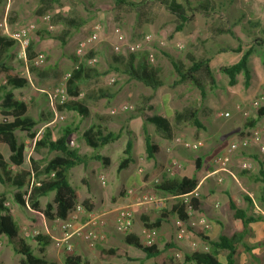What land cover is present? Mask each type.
<instances>
[{
  "label": "crops",
  "instance_id": "obj_1",
  "mask_svg": "<svg viewBox=\"0 0 264 264\" xmlns=\"http://www.w3.org/2000/svg\"><path fill=\"white\" fill-rule=\"evenodd\" d=\"M116 1L117 0H61L58 4H46V6H42V0H0V37L9 38L10 33L18 27L28 23L37 25L36 32L31 36L30 50L28 49L27 51L30 59L32 55L34 56L31 52L32 49L35 55H37L43 53L44 50L46 51L47 47H45V44L50 41H53L55 44L59 43L60 45V41L57 39H48L46 37L38 38V35L47 32V25L42 20L45 15L51 14L50 17L52 16L56 21H58L57 16L63 19L70 18L76 22L84 21V25L76 31H74L72 27L62 24L61 21L55 24L56 32H59L58 36H62V34L67 32V36L64 38L65 46L62 47L60 45L61 49L59 48L58 52L60 62L63 64V70L70 68L71 65L75 63L73 59L75 56V49L78 43L91 33L92 27L97 19H103L105 21L103 23V31L99 34V40L107 42L110 44L111 48L117 41L113 34V29L115 27L120 28L126 41L128 40V36L137 38L140 34L147 35L149 33L154 34V38L156 39L159 37L163 38L167 35L172 36L171 40L167 42L166 49H164L166 51L162 50L156 57V62L152 65L156 69V76L163 82L161 87L155 90L147 87L142 82L133 78L131 73L132 71L138 72L140 70L143 60L146 62L147 46L145 47V52L133 55L134 58L130 61L128 60V56V59L123 63L125 71H127L126 74H128V79H130L129 85L124 89V98L132 102V110L127 120L118 122L111 117L112 115L107 113V109H105L106 92L101 89L98 88L95 91H88L89 93L83 95V98L79 96L83 103L89 108L90 116L88 118H92V122H89L87 125L84 124L81 130L75 128L69 136V146L76 149L80 154L91 155L93 153L92 149L85 144L81 136L86 129L91 125H95L104 131L112 132H117L123 128L125 135H122L116 142L107 146H109L110 150L115 147H120L122 152L124 150L123 148H125V144L130 141L132 144V162L124 169V171H127L126 180L116 188L118 197L115 199L113 197L107 198V189H105L104 197L100 195L101 197L98 201L95 199L94 195H96L101 188L99 186L100 183L102 184L101 178L104 180V184L102 185L108 188L106 181L107 177L102 175L97 177V181H94V187L89 188L88 185L84 194H81L75 188L79 193L77 205L79 203L82 204L84 200L91 199L93 206L90 212L97 211L101 212L100 215H104L105 225L99 228L104 233V240L98 243L94 248L88 247L85 243L77 239L69 240L72 247L69 252L64 251L63 246L60 248L57 247L55 240L61 236V232H59L56 223L58 219L52 221L47 220L41 214L29 209L31 213L39 214L42 218L41 220L36 215L37 220L33 222V219H30L29 223L45 231V235L39 232V236L41 237L35 238L37 252H34L36 254L45 255L47 259L53 261L55 264L59 262L63 264V255L65 253L79 255L89 263L90 257L97 256L99 259L98 248H120L129 254L128 248L133 247L125 243L124 239L126 234H119L114 230L115 212L118 208L124 206H130L133 212V225L128 233L129 235H135L141 240L140 233L144 228L142 217L146 216L150 221H154L160 218L161 215H164V219L156 230L159 238V243L156 246L162 249L165 245L172 244L171 242L167 243L170 236L171 222L176 219V216L170 213L171 208L168 209V211L161 210L159 212L155 211L159 210L157 207L153 208L149 204L146 205L140 202L141 193H143L147 187L158 184L163 180H179L183 177H194L199 181L196 189L200 191V211L189 217L185 226L189 230L191 226L198 228L197 232H202L203 235L213 241L217 240L219 236L224 233L219 231L215 232L210 224H208V227L204 230L201 227L200 221L204 219L207 223L214 221L216 224H222V219L216 210L219 193L225 194L226 196L225 200L222 201L226 210L228 195H231L235 197L237 204L244 209L248 215H250L249 212L251 210L249 202H253L258 210L259 208L255 203V198H258L259 203L264 202V186L259 181V174L262 168H264V153H259L256 147H251L245 151H239L238 154H241L244 158L237 157V153V155L234 154L231 156L229 167L236 169L234 172L232 171L235 179H231L230 177L229 179L225 178L223 183L220 184L216 182V177L214 175H210L214 170L212 160L215 156H213L210 163L205 161V156L212 152V148H209L210 146L207 142L209 138L207 135L203 134L201 130H204L205 125H215V123H218L220 121L219 119L222 118L217 114L216 116L219 118L216 116L213 117L210 112V110L214 108V103L212 99L208 101L207 92H211V96H213V89L206 86L205 97L201 98L200 92L190 82H183L177 86H171L172 82L176 79V74L167 58L170 57L175 61L181 62L185 66H188L192 59H210V69L213 75H215V72L219 73L220 67L236 63L243 51L248 48H253V54L248 61L251 78L247 93L254 99L263 88L259 87L261 82L256 86V30L260 31L264 27L261 23L256 22V16H264V11L259 10L257 14L256 0H119L124 1L123 4H116ZM83 2H91L95 7L96 16L93 19H89L83 12L81 8ZM126 3H130V5H126ZM175 3L183 10V14L187 17V20L181 22L180 19L177 18L176 13L171 11ZM261 17L260 21L262 22ZM180 23H183L182 30L176 32L175 28ZM102 47L101 45L97 49L101 56L104 55L105 52V49ZM239 48L241 51L235 52V50ZM14 50H17L15 44L8 49L5 55L6 61L7 56L13 53ZM93 50L89 52V58L94 55L95 52ZM120 63H122V61H120ZM167 76H169L171 80L170 85L164 82V79L168 78ZM236 80V85H238L239 82L243 83V74L237 75ZM85 81L87 80L83 82ZM227 82L228 79L224 81L226 84V91L224 93H222V91L220 93L217 86L214 92L219 104L228 109L225 112L229 113L231 120L237 124L239 116H242L241 113L245 111V104L243 103L249 96L243 97L235 93L233 87L236 85L230 87ZM80 85L79 91L80 95H82L83 93L81 92ZM165 88L167 90H165ZM64 112L71 116H78L73 112ZM195 112L202 126L201 129H196V127L192 125L190 115ZM41 116L43 119L46 118H44L43 115ZM154 116L163 117L169 122L171 128L170 135H166L152 123L148 122V119ZM79 118L82 119L81 117ZM237 132L238 130L236 129L225 132L221 131L229 141L234 140V138L237 140L243 136H239L241 131L239 134H236ZM145 135H147L150 141L157 147L151 159L146 157L144 144ZM175 138H181L187 141H203L204 143L203 146L196 151H187L175 145ZM120 140L121 144L119 145L118 141ZM70 142L72 145H70ZM4 154H7V152ZM36 154L38 158H41V151ZM50 155L48 159L54 156V154ZM100 155L109 159L107 164L109 165L111 161L110 158L104 156V154ZM198 159H201V168L196 170L195 162L196 160L198 161ZM242 159L252 161L253 175L244 174L246 171L242 172L239 170L238 165ZM90 162L92 161H88L85 166H78L71 169L69 172V181L71 176L77 175L79 177V184L85 186L83 184L88 183L87 180L84 181L85 174L88 172V176H94L99 166L98 161H93L96 165L90 167ZM174 162L177 163V165H174ZM192 168L199 172L197 177L188 175V171ZM121 172H117V174ZM226 183H228V185H226ZM158 194L159 196L165 197L161 199L173 200L177 198L162 191H158ZM207 197H211L213 200H208ZM102 204L103 206H101ZM260 213L262 214V211ZM193 217L194 219L198 218V220L196 219L193 221ZM13 218L15 220L17 219L14 215ZM261 220L264 221V217ZM79 222L84 223L85 218L83 221L79 220ZM53 223L55 225H53ZM231 229L232 223L228 232ZM247 230H252V227L249 225ZM210 233H215V236H211ZM189 234L190 239H177L175 235L171 237L173 244L179 246L180 252L185 255L194 251H208L209 248L204 241H202L204 251L194 249L192 244L198 245V242L192 241V239L196 237L200 240V238L196 233L189 232ZM249 240L250 238L246 233L243 240L244 244L240 246L239 254L235 256V258L246 256V254L251 257L248 252L251 247ZM258 243L264 247V236L261 237ZM174 249L176 248L174 247ZM263 252L264 250H262L261 253ZM261 253L257 256H260ZM129 256L131 255L129 254ZM219 256L223 257V253H220ZM20 259L21 257L17 258V261L19 262Z\"/></svg>",
  "mask_w": 264,
  "mask_h": 264
},
{
  "label": "trees",
  "instance_id": "obj_2",
  "mask_svg": "<svg viewBox=\"0 0 264 264\" xmlns=\"http://www.w3.org/2000/svg\"><path fill=\"white\" fill-rule=\"evenodd\" d=\"M61 0H42V6L46 4H58ZM124 1L117 0L116 4H123ZM130 5V3H126ZM171 11L176 13L177 18L181 22L187 20L183 14V10L175 3ZM58 22H62L65 26L72 27L74 31L84 25V21L76 22L70 18H60L57 16ZM183 23L176 26L175 31L182 30ZM50 32H43L38 38L57 39L62 47L65 46L64 38ZM264 34V28L262 29ZM14 45V42L6 37H0V145H5L7 154L0 151V182L7 184L15 189L13 200L15 204L21 208L31 209L41 214L47 220H65L68 214L75 209L79 199L78 191L72 187L69 181V172L78 166H85L88 161H98L103 165H107L109 159L102 157L98 150L116 142L122 134V130L117 132L104 131L95 125H91L82 133V139L85 144L92 149L91 155L80 154L76 149L69 146V136L72 133L69 129L62 130L57 137L53 132L44 128L38 133L36 126L41 122H47L48 119L34 120L28 114V105L16 98L14 91L24 89L28 86L27 78L21 77L15 68L7 63L6 53ZM256 45L264 47V39H256ZM31 46V45H30ZM30 50V47H29ZM236 49L235 52H240ZM142 53L145 50L141 51ZM138 54V53H137ZM253 54V48H248L242 52L239 60L227 66L219 68V73L228 77V86L233 87L237 84L236 77L243 74V85L248 88L251 78V71L248 67V61ZM135 54H129L128 60H132ZM148 55V52H147ZM147 57V56H146ZM88 55L86 59H88ZM176 74V79L171 86H177L183 82H190L200 92L201 98L205 97L206 86L211 89L216 88V80L210 69V59H192L188 66L181 62L167 57ZM76 67L70 72V77L65 83L67 101L57 105L58 112H73L79 117L86 119L90 116L89 108L80 99L79 85L84 80L100 75L96 69L88 67L85 63H78V59L74 56ZM116 62L124 61V58L116 57ZM148 60V59H146ZM133 78L142 82L145 86L157 89L163 85V82L156 76L154 66L144 60L141 63L138 72L132 71ZM131 75V74H130ZM192 125L196 129L202 126L196 117V112L190 115ZM264 118V106L256 111V116L250 119L246 127H254L256 122ZM156 128L166 135L171 134L169 122L160 116H154L148 119ZM17 132L25 133L27 139L33 141V150L35 153L28 156L26 146L18 140ZM146 157L151 159L155 154L157 147L150 141L147 135L144 136ZM44 150L46 154H54L50 159H46L44 164H39V158L36 153ZM132 144L128 141L125 144L123 158L117 166V172L126 169L132 162L131 157ZM196 170L201 168V159L195 162ZM15 169V170H14ZM246 173V172H245ZM259 181L264 186V168L259 174ZM199 181L194 177H183L179 180H163L158 184L147 187L146 191L158 192L162 191L170 196H175L176 203L170 209V213L175 215L177 219L187 223L189 216L187 209L192 212L200 211L201 197L199 199H191L184 202L180 196L187 195L198 187ZM53 193L51 201L47 202L42 208L40 199L47 197ZM121 195V193H120ZM26 196V199H24ZM208 200H213L207 197ZM5 194H0V237L5 238L7 246L11 251L20 256L19 264H55L47 259L43 254H36L32 247L22 238L20 227L13 218L10 209L5 206ZM82 205L86 210L91 211L93 202L91 199L84 200ZM228 211L232 214V229L219 236L215 241L210 240L202 232H196L197 236L208 246V251H194L190 254L183 255L182 259L170 256L168 251L174 249L172 244L165 245L160 249L155 244L152 246H144L142 241L135 235H125V243L133 248L141 251L145 258L152 259L153 264H234L235 256L239 254V248L242 246L244 237L247 233V227L253 220H261L263 217L256 215L250 216L236 202L235 197L228 195L226 205ZM164 215L160 218L150 221L146 216L142 217V224L148 230H157L164 219ZM41 236L36 237L40 238ZM35 239V238H34ZM220 253H224L223 262L219 261ZM98 257L104 262L125 259L127 261H135L129 254L120 248H98ZM63 264H89L87 260L76 254H64Z\"/></svg>",
  "mask_w": 264,
  "mask_h": 264
},
{
  "label": "rangeland",
  "instance_id": "obj_3",
  "mask_svg": "<svg viewBox=\"0 0 264 264\" xmlns=\"http://www.w3.org/2000/svg\"><path fill=\"white\" fill-rule=\"evenodd\" d=\"M81 8L83 9V12L85 13V15L88 16L89 19H93L96 16V9L91 2H89V3L83 2L81 5ZM259 10L264 11V0H256V12H257V14H258ZM260 17L261 16H256V22L261 23V25H263V27H264V22H263L264 16L261 17L262 22L260 21ZM54 19L55 18H53L51 16L50 24L53 26V30L47 31V32L58 35L59 32H56V28H55V24L58 23V21H56ZM104 22L105 21L103 19H100V20L97 19V21H96V23H101L102 26H103ZM260 28H262V27H260ZM144 35H146V34H140L139 36H137V38L129 37L127 35L128 36L127 42H132V41L138 40ZM147 35H151V37H152L151 44L147 45V47H148L147 52L151 53L153 55V62H149L148 60H146V61L149 64L153 65L156 62V57L159 55V53H161L162 50L166 49L167 42H169L171 40L172 36L167 35V36H164L163 38L159 37L156 39V38H154V36H155L154 34L149 33ZM256 39H264V34H262V29L260 31L256 30ZM116 43H117V41H116ZM160 43H163V45H161ZM101 45L103 46L102 48L105 49L104 55H102V56H101L100 52H98V50H97L99 48V46H101ZM45 47H47L46 51L44 50L43 53H39V54H43L45 57L43 63L39 66H34L31 63L32 59H34L38 55V54L35 55L33 49L31 52H32V54H34V56L32 55V58L30 59L29 53L27 52L28 62H26V63L18 58V51L17 50H14L13 53H11L9 56H7V62H9V64L15 68L16 72L21 77L27 78V80L29 82V84L26 88L21 89V90H16L15 96L18 100L25 102L29 106L28 114L32 119H34V120L41 119V115H43L44 118L46 117L45 119H48L47 122H41L36 126V130L38 131V133H41L44 130V128L50 129L55 136H58V134L62 130H64L65 128L69 129L72 132L75 130V128L81 130L84 127V124L87 125L89 122H92V118H88L85 120L83 118L80 119L78 116H71L69 114H66L65 112L60 113V112L56 111L57 114L62 115L64 117V120H58V119L55 120V117H56L55 112L50 107L49 102L46 98V92H49V91L53 90L54 88L58 87L61 84V82L63 81L64 75L66 73H70L72 71V69L74 67H76V63L71 65L70 68L63 70L62 69L63 64H62V62H60V56L58 55L59 48L61 49V46L59 45V43L55 44L53 41H50V42L45 44ZM93 49H94L93 51L95 53H94V55H92V57L96 58V62L94 64H88L87 63L88 59L85 61L84 60L85 58H78L75 56L80 63L85 62L86 66L92 67L100 73V75L98 77H93L92 79L81 83L80 87H81V92L83 93L82 95H80L81 98H83V95H86V93H89L88 91H92V90L95 91L96 89L99 88L102 91L106 92V94H105V97H106L105 109H107V113H109L108 111H110V109L119 108V107L124 106V105H130L131 106L132 102L129 100H126L124 98V95H125L124 89L130 83V79H128V74H126L127 71H125V66L123 64L125 62V60L128 59L127 58L128 55H117V54H115L113 52L110 44H108L107 42H102L99 39L94 44ZM164 51H166V50H164ZM119 56H121V58H124V61H122V63L116 62L114 60V58L119 57ZM146 59H148V57H146ZM167 77L168 78L164 79L165 80L164 82L166 84L170 85L171 80H170L169 76H167ZM214 77L216 80L217 88H219V92L221 93V91H222V93H224L226 91V84L224 83V81L227 80L228 77L223 75V74H219L218 72H215ZM260 82H261V84L259 87L262 88L264 86V47L256 45V86ZM1 84H3L2 81H0V85ZM86 90H87V92H86ZM165 90H167V89L165 88ZM212 91H213L212 92L213 96H211V92H207V95H208V101H209V99H212V101L214 103V108L210 110L212 116L214 117V116H216V114L219 116L220 112L224 113L228 109L222 107L219 104V102L217 101V97L215 96L214 89ZM233 91L235 93L242 95L243 97L249 96V94L247 93V88H245L243 83H241V82H239L238 85L233 87ZM85 97H84V100H85ZM252 99H253V97L249 96L247 98V100L243 103V104H245V112H247V116L244 115V112H242L241 113L242 116L241 115L239 116L237 124H236V122L232 121L231 117L229 116L226 119L220 118L219 119L220 121L218 123H215V125L213 124V126L212 125H210V126L205 125L204 130H201V132H203V134L207 135V137L209 138L207 142L209 143V146H210L209 148H212V152L207 154L204 158L207 163H210L213 156L221 154L230 142L236 140V138H234V140L229 141V139L225 135H223L222 134L223 132L221 133V131L225 132V131H231V130L236 129V130H238V132L236 134H239V132L241 131V133H240L241 135L239 134V136H242V135L248 134L251 130H254V129L261 130L264 128V118L258 120L254 127H246L248 121L250 119L255 118V116H256V112L249 109V103L251 102ZM130 113H131V110L126 111V112L121 111L115 115H112L111 117H113V119L117 120L118 122L119 121L122 122V121H125L128 119L127 117L130 116ZM218 116H216V117L219 118ZM79 119H80V122H79ZM54 120H55V122H54ZM120 130H122L121 136L125 135L124 129L122 128ZM17 137H18L19 141H21L25 144L28 156H30V154H32V153H35V151L33 150V141L27 139L25 136V133L17 132ZM118 143L120 145L121 140L118 141ZM0 151L3 153L8 152L5 145H0ZM123 151L121 152L120 147H115L112 150H110L109 146H104V147L100 148L98 150V153L102 154V155L104 154V156H108L110 158L111 161H110L109 165H103L101 162H99L98 169L95 171L94 176H88V172H87V174H85L84 181L87 180V182L89 184L84 182L85 184H83V185H85V186H81L79 184V180H78L79 177L77 175L71 176L70 177V183H71L72 187L76 188L81 194H84L85 189L88 188V185H89V188L94 187V184H95L94 181H97V177L102 175L104 177H107L106 181H107L108 188L100 183L99 186L101 188H100V191L96 195H94L95 199L98 201L99 198L101 197L100 195H102V197H104L103 195L105 193V189H107V191H108L107 192L108 193L107 198H109V197H113L114 199L117 198L118 196H117V189L116 188L118 186H120V184H122L126 180V176H127V171L123 170L119 174H117V172H116L117 164L119 163V161L121 160V158L124 155ZM50 156L51 155L46 154V152L44 150H42L41 151V158H39V160H38L39 164H41V165L44 164L45 160L48 159ZM237 157L244 158L241 154H238ZM95 165L96 164L93 161L90 162V167L95 166ZM76 170H77V168H76ZM230 170L234 172V170H236V169L230 168ZM244 174L253 175V168L249 171H246V173H244ZM188 175L197 177L199 175V172L196 171L194 168H192L188 171ZM225 178L229 179L228 176L224 175L223 180H225ZM223 180H222V182H217V179H216V182L221 184V183H223ZM226 185H228V183H226ZM14 192H15V189L11 188L7 184H2L0 182V194L3 193V194H5V197H6L5 206L8 209H10L11 214L17 218L16 222L18 223V225L20 227V233H21L22 238L28 244H30L32 246L34 251L37 252V243H36L35 239L26 237L25 233H28L32 230H37L43 235L45 233L44 229H41V228L34 226V225L29 223L30 219H33V222L35 220H37L36 215L39 217V219L42 220V218L39 216V214L31 213L30 212L31 210L29 211V209L17 207V205L15 204V202L13 200ZM146 193L152 194V195L156 196L158 199L165 198L164 196H159L158 192H150V191H146V190L143 193H141V195L146 194ZM199 193H200V191H199ZM91 194H92V192H91ZM225 197H226L225 194L219 193L218 204L216 205V207H217L216 210L222 219V224L221 225L216 224L214 221L209 222L210 226H212L214 228L215 232L219 231V232L225 233V232H228V230L231 228V223H232L231 212L226 210L222 204V201L225 200ZM51 198H53V193H50L47 197L42 198L41 199V206L44 207L45 203L47 201H50ZM163 203H164V207L158 208L159 210H155V211H159V212L161 210L168 211V209H170L172 207V205L174 203H176V199H173V200L172 199H163ZM255 203L257 204L259 210L256 209L253 202H249V204L251 205V210L249 212L250 215L251 216L261 215L264 217V215H263L264 214V202L259 203L258 198H255ZM78 205H82V204L79 203ZM101 206H103V204ZM151 206L153 208H156L154 205H151ZM102 210H103V208H102ZM261 211H262V214L260 213ZM96 212L97 211L93 212V214H95V215L101 214V212H97V213ZM81 218H82L81 221H83L84 217L82 216ZM20 219H22V220H20ZM196 219L198 220V218H195V219H194V217L192 218L193 221ZM175 220L176 219H174L171 222L170 236L167 240V243L171 242L173 244L171 237L176 235ZM53 225H55V224L53 223ZM250 226L252 227V230H247V236L250 238L249 242L251 243V247H250L248 252L252 258L249 257L247 254H246V256H242V257L240 256L238 258L236 257L235 258V262H236L235 264H244V263L245 264H264V252L261 253L262 250H264V247L258 243L260 241L261 237L264 236V229H263L264 228L263 227L264 221L263 220H257V221L253 220L250 222ZM197 230H198V228H194L193 226H191V229L189 231L191 233L193 232L195 234L197 232ZM59 232H60V230H59ZM60 235H61L60 237H62V233H60ZM210 235L215 236V233H210ZM140 237L142 240L143 238H142L141 233H140ZM198 240L199 239H197L196 237L194 239H192V241L198 242L196 249L203 250L204 247H203L202 240L201 239L199 241ZM158 243H159V238H158V233H156L155 245H157ZM174 247L176 249L168 251V254L170 256H174L178 259H182L184 254L182 252H180L179 246L174 245ZM128 252L133 258H135V261L127 262L125 260H113L109 263H105V262L100 261L97 258V256H95V257L89 258V264H124V263L125 264H153L152 259L145 258L144 254H142L141 251H139L135 248H128ZM259 253H261L260 256H257ZM223 255H224V253H223ZM19 257L20 256L14 254L11 251V249L7 246L5 238L0 237V264H19V262L17 261V258H19ZM218 259L221 262H223V260H224V258L222 256H219ZM57 264H62V262H59Z\"/></svg>",
  "mask_w": 264,
  "mask_h": 264
},
{
  "label": "built area",
  "instance_id": "obj_4",
  "mask_svg": "<svg viewBox=\"0 0 264 264\" xmlns=\"http://www.w3.org/2000/svg\"><path fill=\"white\" fill-rule=\"evenodd\" d=\"M50 15H45L42 20L47 25V31H52L53 26L50 24ZM37 25L34 23H28L26 25H22L14 30L12 33L9 34V38L14 42L17 51H18V58L24 61L25 63L28 62L27 60V51L31 44V36L36 32ZM103 31V26L101 23H96L93 25L91 33L81 40L76 49H75V56L78 58H85L89 54L91 50H93L94 44L99 39V34ZM113 34L117 39V43L112 46V50L117 55H129V54H137L143 50L147 45H150L152 42L151 35H144L140 39L127 42L123 33L121 32L120 28L115 27L113 30ZM163 45V43H160ZM148 61L153 62V55L148 53L147 55ZM45 57L43 54H38L34 59H32L31 63L34 66H39L43 63ZM96 62L95 57L88 58V64H94ZM70 77V73H66L63 77V81L61 84L54 88L53 90L46 92V98L49 102L50 107L55 112V120H64L62 115L56 113V106L63 104L67 101L68 97L66 94L65 83ZM4 83V82H3ZM264 106V86L259 94L256 95L254 99L251 100L249 103V109L253 111H257L259 108ZM132 110V106L124 105L119 108L110 109L109 114L115 115L118 112H126ZM244 115L247 116V112L244 111ZM220 117L228 118L229 113H220ZM54 120V122H55ZM175 145L181 147L187 151H196L203 146L202 141H187L182 140L181 138L174 139ZM70 145L72 143L70 142ZM251 147H256L259 153H264V128L261 130H251L248 134L243 135L239 139L230 142L225 150L216 155L213 160L212 164L214 166L213 172L210 175L216 176L217 182H222L223 176H228L231 179H235L234 173L229 168V161L232 155L238 153L239 151H245ZM177 165V163H173ZM238 168L240 171H249L253 168V163L251 160L242 159L239 162ZM102 184H104V180L101 178ZM183 199L184 202H188L191 199H199L200 193L198 189H195L191 193L187 195H183L179 197ZM26 199V196H24ZM140 202L143 204L154 205L157 208H163L164 203L163 199H158L156 196L152 194H142L140 197ZM28 209V207H27ZM187 215L191 217L194 212L190 208L187 209ZM196 213V212H195ZM85 218L84 223H80L81 217ZM57 228L62 233V237L57 238L56 246L61 247L63 246L64 251H71L72 247L69 243L71 239H77L85 243L88 247L94 248L98 243L104 240V233L99 228L105 225L104 215H95L93 212L87 211L85 207L82 205H76L75 209L72 210L65 220H57ZM201 227L206 230L208 224L204 219L200 221ZM133 225V212L130 206H124L118 208L115 212L114 217V230L119 234H128L131 230ZM176 226V238L177 239H190V234L188 228L185 226V223L181 220H175ZM142 243L144 246H152L155 244V237L156 231L155 230H148L143 228L142 232ZM40 235L39 231L32 230L28 233H25L26 237L29 238H36ZM62 244V245H61ZM193 248L196 249L197 245L192 244Z\"/></svg>",
  "mask_w": 264,
  "mask_h": 264
}]
</instances>
